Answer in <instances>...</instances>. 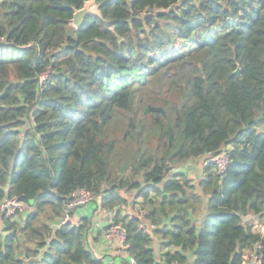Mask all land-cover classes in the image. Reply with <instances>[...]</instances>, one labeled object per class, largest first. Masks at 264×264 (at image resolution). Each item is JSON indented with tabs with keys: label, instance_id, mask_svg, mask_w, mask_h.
I'll return each instance as SVG.
<instances>
[{
	"label": "trees",
	"instance_id": "16d2710c",
	"mask_svg": "<svg viewBox=\"0 0 264 264\" xmlns=\"http://www.w3.org/2000/svg\"><path fill=\"white\" fill-rule=\"evenodd\" d=\"M84 1L0 0V204L28 207L0 210V264L250 261L247 219L264 221V0H96L102 17L75 28ZM202 158L197 179L178 169ZM76 189L96 195L92 215L59 224ZM95 207L109 215L92 235ZM112 223L128 248L98 256L88 239L113 242Z\"/></svg>",
	"mask_w": 264,
	"mask_h": 264
},
{
	"label": "built area",
	"instance_id": "2783aa9c",
	"mask_svg": "<svg viewBox=\"0 0 264 264\" xmlns=\"http://www.w3.org/2000/svg\"><path fill=\"white\" fill-rule=\"evenodd\" d=\"M42 80L44 79V75L40 77ZM209 161H213L216 164V170L218 173H223L228 162L229 155L226 151H222L212 156ZM206 162V161H204ZM96 195L87 192L84 189H76L69 195L68 201L65 206L67 211L65 215L59 220V224L70 222L72 225L79 224L81 219L77 220L73 218V211L77 208H81L85 205L91 204L94 200H96ZM26 203L19 201L16 198H5L0 204V210L4 211L7 215H12L16 211H24L27 209ZM70 210H73L70 212ZM143 212H140V217H142ZM250 222L252 231L257 233L260 236V240L255 243L254 250L250 253V261H244L243 264H261V254L260 249L262 248V242L264 241V221H261L256 216H251L247 219ZM139 228H143L144 224L139 223ZM103 238L106 240H114L121 251H126L128 245L125 241L126 238V230L120 223H112L107 226V228L102 232ZM127 263L125 264H136L135 260L128 256ZM102 264H124L120 262H116L113 260H105ZM176 264V263H174Z\"/></svg>",
	"mask_w": 264,
	"mask_h": 264
},
{
	"label": "crops",
	"instance_id": "0c3cea01",
	"mask_svg": "<svg viewBox=\"0 0 264 264\" xmlns=\"http://www.w3.org/2000/svg\"><path fill=\"white\" fill-rule=\"evenodd\" d=\"M205 158H202L200 160H198V168L200 169L199 170V174H198V177H200L202 171H201V167H202V161L204 160ZM93 207V205H86V206H83L81 208H77L73 211V218L74 219H81L82 217H88V216H91L92 213H91V208ZM95 210H93L94 212ZM94 219V220H93ZM98 219V218H97ZM95 224V216L93 215V218H92V225ZM88 242L90 243L89 246L92 248V250L95 252L96 255L98 256H111V255H116L118 253H120V249L119 247L117 246V244L113 241V242H105V244H99V243H93L91 244L92 240H89L88 239ZM156 245V243H155ZM157 249H158V246H157Z\"/></svg>",
	"mask_w": 264,
	"mask_h": 264
},
{
	"label": "rangeland",
	"instance_id": "374dc122",
	"mask_svg": "<svg viewBox=\"0 0 264 264\" xmlns=\"http://www.w3.org/2000/svg\"><path fill=\"white\" fill-rule=\"evenodd\" d=\"M198 162L199 161L197 160V161H192V162H189V163L182 164L178 169L183 171L186 175H188V177L192 178L193 180L197 179L198 178V174H199V170H200L198 168ZM26 210L27 209H25L24 211H26ZM23 212H20V213H23ZM94 212L96 213L95 214V224L93 225V228H90V233L92 235L95 234L98 229H100L104 225H106V224L101 225L102 224V220L107 222L106 218L109 215L108 213H105V214L101 213L100 211H98V209H96V207H95V211ZM97 218H98V220H97ZM91 244H93V242H91Z\"/></svg>",
	"mask_w": 264,
	"mask_h": 264
},
{
	"label": "water",
	"instance_id": "95a60500",
	"mask_svg": "<svg viewBox=\"0 0 264 264\" xmlns=\"http://www.w3.org/2000/svg\"><path fill=\"white\" fill-rule=\"evenodd\" d=\"M86 15H96L102 17L99 10V4L96 3V0H85L83 6L79 9H76L71 18L72 26L79 28ZM70 33V30L68 31ZM236 74H239V68L235 70Z\"/></svg>",
	"mask_w": 264,
	"mask_h": 264
}]
</instances>
